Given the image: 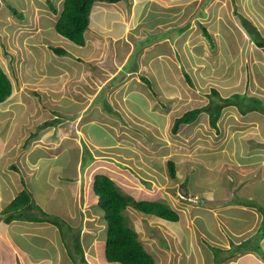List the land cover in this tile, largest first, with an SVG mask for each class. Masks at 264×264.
<instances>
[{
	"label": "crops",
	"instance_id": "obj_1",
	"mask_svg": "<svg viewBox=\"0 0 264 264\" xmlns=\"http://www.w3.org/2000/svg\"><path fill=\"white\" fill-rule=\"evenodd\" d=\"M63 1L64 0H62V3ZM127 1L129 2H126V0H100V2H95L91 14L95 13L101 15L104 19L99 20L93 25L89 22L91 33L87 34L88 29L85 31V44L90 43V45H93V51L89 54V57L86 56V59H90V61L97 60V62H101V59H104L102 63H99L100 66L107 62L106 59L109 56V49L107 52L101 50L104 43H108L106 38L109 36V38L113 37L114 39L119 38V40H124V46L121 45V53H118L117 58H109L112 62L111 64H113L110 65L113 69V81L115 80L117 73L124 71L129 60L134 55V39L141 37L140 30L141 33H143V29H146L147 32H152L154 27V30H157L158 34L162 30H166L174 35L177 32L176 30L179 29V33L174 35L175 38L173 40L169 41V36L155 39V42L152 41L150 42V45L144 46V49L139 54V58L149 56L146 60V64H143L140 67L141 73H146L147 69L148 71H151L156 59H159L160 61L163 60L161 70H165L166 72L163 73L165 76L161 74L163 81L168 80L169 78L173 79H170L168 84L164 83L162 85L163 91H169L168 98H171L173 95H179L180 83L178 82V79L180 73L184 75V79L189 86L193 85L197 90L203 89V91H205V89H210L211 91L212 88H215L222 96H230L237 92L246 93L245 91L247 89H261V87L258 86L260 84L264 85V45L260 46L257 44V39L251 35L249 29L239 18H248V24L249 22L253 23L258 29L257 33L259 31L262 38H264V0H174L173 2L175 3H173V6L170 0ZM44 2V4L47 5V8L45 9L51 12L52 9L50 4H48L47 0H44ZM141 2H143V4H141ZM52 3L57 8V5L53 0ZM61 9L57 8V13H51L58 17ZM151 12L155 14L157 22L155 25L147 27L145 18H148V13ZM114 13L117 14V16H113ZM114 21L119 22L123 27L119 31L118 36L110 34L112 29L110 28L111 23L109 24V22ZM179 25H185L187 27L181 29ZM162 26L164 29H162ZM175 26H178V29L175 28V30H172ZM204 28L209 32L211 39L205 35ZM98 31L104 33L101 42L98 40L100 39L98 34H96ZM131 31L133 32L131 33ZM173 41L186 42V45L183 46L185 47L183 52L173 53L172 44H170L172 54L170 51H156V46L158 44ZM125 42L127 43L126 46ZM153 50L154 54L148 55V51ZM114 55L115 53L112 50L111 56ZM75 59L71 58L73 61ZM180 62H182L183 65H181ZM173 64L176 65L175 71H172L171 69ZM89 65L90 66H86V69H83V66H81V71L79 73L83 75L90 74L92 77H98L101 79L99 73H97V75L91 71V68H93L92 63H89ZM62 66L63 69L58 72V75L64 79L68 73L64 69L65 66ZM188 66L192 67L189 68ZM140 69L128 70L126 75L129 77H137L139 85L144 83L148 86V83L146 82V84L144 82L142 76L138 75ZM261 75H263V77ZM92 77L91 79H93ZM61 84L62 83L58 85L59 88L57 89L48 86L42 90L48 97L43 98L46 100L49 99L51 104L55 105V108L57 109L50 107L48 110V112L54 115L47 118V120L59 117V120L55 125L52 124L42 129H38L37 126L46 122V119H44L41 124L39 123V125L32 129H26L25 131L22 123H19L18 130L15 129L17 123L20 122L18 117H20L25 110L22 106L29 104L30 101L28 99L23 101L22 98L20 99V97H16L17 92L15 91L14 83L13 92L9 99L0 103V110L5 114L4 117L0 119V213H2L20 191L27 189L32 194V199L36 204H38L44 211H47V213L50 214L48 216L51 219H59V222H61L64 228L61 230L60 226L53 221L13 219L8 225L9 228H12L13 230L11 237L5 238L6 243L4 244L0 241V264L3 260L6 261L5 263L7 264H48V260L52 262L54 261L50 264H100L98 261H100L101 256L105 254L106 241L104 240L105 238L103 239V236L95 232V222L93 218L97 216L98 211L94 210L95 202L88 196L87 186H89V181L87 180H91L92 175L84 181L83 172H81L83 164H86L83 154L87 152L86 154L92 157V160H97V162L103 160L107 162L105 166L107 170H112L117 174H121L122 170L119 169V166V168L117 167V164H121L125 157H122V153L119 154L120 150L117 151L115 148L124 147L125 149H131V145H129V143H131L130 138H134L135 132L140 133V131H144L141 129L138 131L134 129L129 130V124V126L126 125V127L122 129L125 125L124 123L128 121L129 123H134L136 127L138 126L139 128L140 125H145L144 127L147 131H150L155 123L158 125L156 126L158 128L156 130L157 132L163 128L161 127L163 124L158 118L162 120V118L167 116V113H164L165 109L163 108L165 105L160 99V94L158 95L159 100L153 102L152 100L154 99L147 97V95L142 93L143 89H137V83H135V87L133 85L130 90L119 87L120 84L114 82L109 83L111 86L113 84L111 89H114V92L120 93L121 91L126 96L129 95V98L125 99L126 102H124V105L127 107L128 111L132 113V116L128 115L129 118L127 119H119L118 116L115 117L111 120V123H114V125L110 123V118L104 116L102 112H97L98 116H95V111L90 114L92 107H89L84 101L89 92L75 87L74 98H71V96H73L71 93L68 94L65 90L62 91L64 93L60 92L62 90ZM93 84L94 85L92 86L97 88L98 83L94 81ZM127 86H129V84H127ZM146 86L144 87L147 88ZM207 86H209V88H207ZM108 87L110 88V86ZM221 87L227 88V90L230 89L231 92L224 94ZM148 88L152 87L149 85ZM101 89L102 87H100V91ZM95 94L97 93L95 92ZM137 95L144 96V99L147 101V108L144 111L134 108L133 106L136 105ZM65 96L68 97L65 98ZM103 96L105 100H108L105 95ZM9 100L11 101L9 102ZM207 101L208 99L200 105L205 104ZM168 102H170V99ZM74 104H78L77 109H75L78 111L76 114L67 109L63 110V107L68 106H70L69 109H72ZM17 106H19L20 109H16L15 107ZM38 106H41L40 101H38ZM230 107L232 106H229L228 108ZM185 110L177 116L181 115ZM229 110L230 109H227V112ZM201 114V117L204 116V118H209L206 112H202ZM244 115L246 114H241V116ZM120 116L122 117V115ZM13 117L15 118L13 119ZM117 118L118 120H116ZM246 118L248 119L246 127L234 128L232 132L242 129L240 139L247 140L243 137L245 133L243 129H247L246 131L256 138H251L247 141L251 144L252 158H260V161L254 163V166L257 168L261 167L259 171L263 172V177L257 178L256 183L253 176L251 177L252 173H246L243 169H240V171L236 170V176L237 174L240 176L235 183L238 190L234 188L235 191L238 192V196L235 201L233 200V202H231V204L235 205L237 210H239L240 222L244 220L245 213L248 216L254 214L255 218L249 221L247 226L240 223L237 228L235 222L228 219L230 214L228 210L224 208V205L228 203V198L221 196V194L213 188L200 189V194L205 196L207 207L209 208V210L206 208L205 210L208 214L211 213L219 218L217 232L225 236L224 239L216 238V240H212L208 236L209 240L212 242V248H216L218 245L223 249L221 257L223 259L222 264H237L241 257H251L254 260H257L260 264H264L263 255L259 252L255 254L252 253L256 251L257 246L255 248L253 246L251 249L237 252L236 254L226 253L227 249H229L234 243L233 241L239 240L242 236L253 237L252 240H256V242L259 241L261 249L264 252V231L262 232L264 212L250 203V201L255 198H258V201L264 202V116L257 117L256 119ZM166 119L168 118L165 117V120ZM198 120L201 121V118H198ZM61 121H64V123L60 124ZM116 121H118V123ZM66 122H69V125L71 123H76V126L67 129V127H65ZM92 125L96 127V129L91 130L90 127ZM77 134L79 140H76L75 137H73ZM108 135L114 140H106L105 137ZM67 139L74 141L73 144L76 142L74 144L75 146H73V144L69 147L63 145L64 140ZM113 146L114 148H111ZM73 147L78 150V160L76 162L74 174H72V172L66 173L63 171L66 169L63 163H55L62 154L66 153ZM161 155H165V153L163 152ZM261 158L263 160H261ZM152 160L150 159L148 163L152 169H159L162 167L163 169H160L159 171L167 172V161L165 165V162L162 160ZM86 167L91 169L92 164H86ZM150 167L149 169H151ZM231 170L233 171L235 169ZM95 171L93 172L94 174L97 173ZM103 173H107L111 176L109 172ZM36 176L37 178L39 177V179H43L48 187L51 186L50 189L46 188L48 191L44 194L46 196L43 200L40 197H37V193L40 191V188L43 187L39 185L35 188L29 187L30 182ZM52 182H54V184ZM91 187L93 191V179L91 180ZM243 193L248 195L243 196ZM50 198L53 199V201H56L55 206L52 209L53 211L47 210V205L50 204L48 202ZM96 198L98 199L97 195ZM232 199H234V196ZM31 213H36V216L40 218L44 216L36 206H34L31 211H26L27 215ZM156 219L159 220L160 217ZM4 223L6 222H0V225ZM66 226L68 227L65 228ZM71 226H74L75 228L69 230ZM76 227L81 228V242L86 258L85 262H82L80 256L72 251V249L70 250V243L72 244L73 242L72 236L78 232ZM201 234L204 237L207 236L203 231ZM19 241H23V243ZM25 242H28L29 245L31 244L35 247H42L46 253L49 251L48 257H37L36 260L30 258L27 255L28 250L22 248V245ZM101 242H103V248L99 245ZM164 244L165 245L161 247L162 252H160L162 255L160 253V255L154 254V256L156 255L158 258L163 256L160 259V264L163 262H165V264H181V258L191 260V255L195 264H205L204 256L202 257L200 254L193 252V242H190L189 244L187 243L189 251L186 252H183V242L181 241L178 243L165 242ZM50 245L53 247L52 249H50ZM189 246L192 247V250ZM5 247H7L6 250H4ZM72 253L75 254V256L77 255V257H75L76 259H73ZM50 255L52 258H50ZM156 256L155 264H157ZM1 257L5 259H2L1 261ZM41 261L44 262L42 263ZM212 261L213 263H216V260L214 261L213 259Z\"/></svg>",
	"mask_w": 264,
	"mask_h": 264
},
{
	"label": "rangeland",
	"instance_id": "obj_2",
	"mask_svg": "<svg viewBox=\"0 0 264 264\" xmlns=\"http://www.w3.org/2000/svg\"><path fill=\"white\" fill-rule=\"evenodd\" d=\"M53 1L56 3L57 8L61 9L62 0ZM170 1L173 6V3H175L173 2L174 0ZM95 2H100V0ZM126 2L129 1L126 0ZM44 3V0H0V61L3 68L9 74L15 85V91L17 92L16 97H20V99L22 98L23 101H25V99L30 101L29 104L22 106L25 110L23 111V114L18 117L20 122L17 123L15 129L18 130L21 123L23 124L25 131L26 129H32L39 125V123L41 124L44 119L48 121L47 118L54 115L48 112V110L50 107L55 108V105H52L49 99H45L48 97L47 94H44L42 90L48 86L57 89L59 88L58 85L60 83H62V90L60 92L65 90L68 94L71 93L73 95L71 98H74L75 87L89 92L84 101L88 106L92 107L90 114L95 111L96 116L97 112H102L104 116L110 118V123L111 120L117 116L119 119H127L129 118L128 115L132 116V113H130L127 107L124 105V102H126L125 99L129 98V95L126 96L121 91L120 93L114 92V89H111L113 84L112 86L109 85L110 82L120 84L119 87L128 90H130L133 85L135 87V83H137V89H143L142 93L147 95V97L154 99L152 100L153 102L159 100L158 95L160 94V99L165 105L163 108L165 109L164 113H167V116L165 117L168 118L166 120L165 117L162 118V120L158 118V120L162 122L163 126L161 127L163 128L157 132L156 130L158 128L156 126L158 125L155 123L152 129L147 131L145 130V125H140L139 128L138 126L136 127L134 123H129L126 120L127 122L124 123L125 125L122 127V129H124L126 125L129 124V130L134 129L138 131L141 129L144 131H140V133L135 132L134 138H130L131 143H129V145H131V149H125L124 147L115 148L117 151L120 150L119 154L122 153V157H125L123 158L124 163L122 162L121 164H117V167L119 166L120 168H118L122 170V172L120 171L121 174H117L112 170H107L105 168L107 162L103 160H99L98 162L97 160L94 161L92 160V157L87 155V152H85V154H83L84 161L86 164H92V167L91 169L87 168L86 164L82 166L81 172H83L84 181L90 178V175H92L93 179V172L95 170V172L98 173L109 172L116 183L121 186L123 190L132 194L135 198L158 199L161 201L166 200L171 206L179 211L180 219L176 222H170V220H165L162 218H160L162 220H157L156 218L159 217L155 215L140 214L131 207L125 210L129 225L133 226L137 230L139 233V239L149 252L160 255V252H162L161 247L165 245V242L178 243L179 241L183 242V252H186L189 251L187 248V243L189 244L190 242H193V252L200 254L202 257L204 256L205 264H222L223 259L221 257L223 254V249L218 245L216 248H212V242L209 240L208 236L212 240H216V238L224 239L225 236L217 232L219 218L211 213L208 214L205 210V208L208 210L209 208L207 207L205 196L200 194V189L213 188L218 193H220L221 196L228 198V203L224 205V208L228 210L230 214L228 219L235 222L237 228L239 227L240 223H242L244 226H247L248 222L255 218L254 214L248 216L245 213L244 220L240 222L239 210H237V207L231 204V202H233V200L235 201L238 196V192L235 191V189L238 190L235 183L240 176L238 174L236 176V170L240 171V169H243L246 173H252L251 177L253 176V179L256 183L257 178L263 177V172L259 171L261 167L257 168L254 166V163L260 161V158H252L251 144L249 141H247L248 139L256 138L247 132V129H243L245 131L243 137H245L244 139L247 140H242L240 139V133L242 129L236 130L234 132H232V130L238 127H246L248 122L246 117L256 119L257 117L264 116V111L261 113L256 110H252L246 113V115L241 116V112L238 108L234 106L230 108L227 107L224 109L223 114L218 121V129L210 125L209 118H204V116L201 117L202 114H199L196 120L189 123L188 125H181L178 132L174 134L172 132V126L174 123L173 120H175L174 118L183 110L188 109L191 106L193 107L200 105L205 100H207L209 98L208 95L210 89H205V91H203V89L197 90L193 85L189 86V84L184 79V75L180 73L178 79V82L180 83L179 95H173L171 98H168L169 91H163L162 85L164 83L168 84L171 78L164 81L162 79L161 74L166 73L165 70H161L163 60L160 61L159 59H156L151 71H148L147 69L146 73H141L140 67L143 64H146V60L149 58V56L139 58V54L144 49V46L150 45V42L152 41L155 42V39L169 36V41L173 40L175 38L174 35L179 33L178 26L172 28V30H175V28L178 29L174 35L171 34L170 31L166 30H162L158 34V31L154 30V27L152 32H147L146 29H143V33H141L140 30L141 37L134 39V55L129 60L124 71L117 73L115 80L113 81V69L112 66H110L113 64H111L112 62L109 58H117L118 53H121V45L124 46V40H119V38L114 39L113 37L109 38V36L106 38L108 43H104L101 50H103V52H107L109 49V56L106 59L107 62L104 65L100 66L99 64L102 63L104 59H101V62H97V60H87L86 56L89 57V54L93 51V45H90V43L79 45L69 40V38L61 35L55 28V20H57V16L53 15V13H51L52 11L50 12L49 10L45 9L47 8V5ZM141 4H143V2H141ZM10 6L24 10L26 15H24L22 20H19L17 15L12 13ZM114 15L117 16L115 13L113 16ZM90 18L91 25L95 24L99 20L104 19V17L95 13H92ZM239 18L243 24L246 23L243 18L248 20L246 17ZM145 19L147 27H151V25H155L157 22L153 12L148 13V18ZM110 23V28L112 29V31L109 30L111 31L110 34L113 36H118L119 31L123 28L121 26L122 24L115 21L109 22V24ZM179 26L181 29L187 27L185 25ZM162 29H164L163 26ZM132 32L133 31H131V33ZM90 33L91 30L88 28L87 34ZM250 33L253 36L251 31ZM96 34H98V37L100 38L98 40L101 42L102 38L104 37V33H102V31H98ZM170 44L173 45V53H175L183 52L185 48L183 46L186 45V42H163V44L161 43L156 46V51H170L172 54ZM52 45L64 47L68 53L65 55L57 54L53 51V49L50 48ZM126 45L127 43L125 42V46ZM112 50L115 53L114 56H111ZM153 54L154 50L148 51V55ZM71 58L76 59L73 61ZM89 63H92L93 68H91V71H93L95 74L99 73L101 75V79L98 77H92L90 74L83 75L79 73L81 71V66H83V69H86L87 65L90 66ZM180 64L183 65L182 62H180ZM62 65L65 66L64 69L68 73L64 79L58 75V72L63 69ZM175 67L176 65L173 64L171 68L172 71H175ZM135 69H140L138 75H141L144 82H147L148 84H146L148 86L150 85L152 88H148V86H146L144 83L139 85V82H137V77H129L126 75L128 70ZM261 76L263 77V75ZM91 77L93 79H91ZM94 81L98 83V86L96 84L97 88L92 86L94 85ZM127 84H129V86H127ZM108 86H110V88ZM100 87H102V92L100 91ZM258 87H261V89H247L245 92L246 94L257 96L264 100V88H262L264 85L260 84ZM207 88H209V86H207ZM221 89L224 94L231 92V90H227V88L221 87ZM95 92L97 94H95ZM103 95H105L108 100H105ZM66 97L68 96H65V98ZM136 99L137 102L135 101L136 105H133L134 108L144 111L147 108V101L144 99V96L137 95ZM169 99L170 102H168ZM37 100L41 102V106H38ZM10 101L11 100H9V102ZM108 105L112 107V111L107 109ZM69 107L70 106L63 107V110L67 109L74 112L75 114L78 112L75 110L77 109L78 104H74V109H69ZM15 108L20 109L19 106ZM227 109L230 110L227 112ZM4 115L5 114L0 110V119H2ZM120 115H122V117ZM14 118L15 117H13V119ZM118 118L116 120H118ZM198 118H201V121L198 120ZM64 121H61L60 124L64 123ZM116 122L118 123V121ZM111 124L114 125V123ZM75 126L76 123H71L69 125V122H66L65 124L67 129ZM90 129L94 130L96 127L92 125ZM73 137H75L76 140H79L78 134L74 135ZM105 139L114 140L113 138L111 139L110 135L105 137ZM73 142L74 141L67 139L64 140L63 145L69 147L73 144ZM74 144L73 146H75ZM111 148H114V146ZM77 152V148L73 147L66 153L62 154L55 161V163H63V165L66 167V169L63 171L66 173L72 172V174H74L76 162L78 160ZM163 152L165 155H161ZM126 157L129 159L127 160ZM155 158L165 162V165L168 159H173L177 168L176 176H169L167 171L168 167L166 168L167 172L159 171L160 169H163L162 167L159 169H152L148 163L150 159L156 160ZM261 160L263 159L261 158ZM149 167L151 169H149ZM231 169L235 170L232 171ZM91 180H87L89 181V186H87L88 196L91 198V200H94V210L98 211L97 216L93 218L95 222L94 228L95 232L103 236V239L105 238L104 240L106 241L108 223L105 217V211L99 205L96 194L92 191ZM52 183L54 184V182ZM37 185L43 187L40 188V191L37 193V197H40L43 200L46 196L44 194L47 193V189H50L51 186L48 187L43 179H39V177L37 178L36 176L30 182L29 187L35 188ZM247 195L248 194L243 193V196ZM194 196H197V200L193 199L195 198ZM233 196L234 199H232ZM48 202L50 203L47 205V210L49 211L54 208L56 201H53V199L50 198ZM250 203L256 208H260L262 211L264 210V202L258 201V198L252 199ZM192 219L194 220V223ZM8 225L9 223L0 225V241L2 244L6 243L5 238L11 237L13 232L12 228L10 229ZM67 227L68 226L65 228ZM71 227L72 229L75 228L74 226ZM76 228L79 229L78 227ZM202 231L207 235L206 237L201 234ZM252 239L253 237H240L239 240L233 241L234 243L229 249H227L226 253L236 254L237 252L251 249L253 246L255 248L260 244L259 241L256 242V240ZM19 242L23 243V241ZM99 245L100 247L102 246L101 248H103V242L99 243ZM189 247L192 250V247ZM22 248H24V250H28L27 255L34 260H36L37 257H48L49 251L46 253L42 247H35L31 244L29 245L28 242H25L22 245ZM52 248L53 247L50 245V249ZM6 249L7 247L4 248V250ZM252 253H258V251L256 250ZM162 257L163 256L158 258V256H156L157 264H160V259ZM50 258H52L51 255ZM2 259L5 258L1 257V261ZM213 259L214 261L216 260V263H213ZM5 262L6 261L3 260L1 264H7ZM41 262L43 263L44 261ZM53 262L48 260V264ZM98 263L120 264L119 262H109L105 254L101 256V260L98 261ZM161 264H165V262ZM181 264H195L192 255L191 260L181 258ZM237 264L260 263L251 257H241Z\"/></svg>",
	"mask_w": 264,
	"mask_h": 264
},
{
	"label": "trees",
	"instance_id": "obj_3",
	"mask_svg": "<svg viewBox=\"0 0 264 264\" xmlns=\"http://www.w3.org/2000/svg\"><path fill=\"white\" fill-rule=\"evenodd\" d=\"M96 0H64L62 9L59 12V17L55 22L56 30L63 36L69 38L71 41L84 45L85 31L89 28L90 14L94 2ZM115 1V0H108ZM54 13L58 12L52 0H47ZM13 14L17 15L19 20H22L26 13L14 6H10ZM25 13V14H24ZM246 21V27L253 33V37L257 39V44L264 45V38L261 33H257V27L252 23ZM205 35L211 39L209 32L204 28ZM54 52L60 55H65L68 51L61 46H51ZM190 80V79H189ZM13 92V83L10 76L5 71L0 63V103L9 99ZM208 101L203 105L188 108L181 115L175 118L172 132H178L179 127L184 124H189L196 120L202 112H206L209 117L210 125L218 129V121L221 118L225 108L235 106L242 114H246L252 110L263 113L264 100L257 96L248 95L246 93H234L230 96H222L220 92L212 88ZM109 111L112 107L107 106ZM98 116V114H97ZM58 118L48 120L40 125L38 128L42 129L48 125L57 124ZM84 165V164H83ZM167 171L169 176H176V163L173 159L167 161ZM93 191L98 197L99 205L105 211V217L108 223L105 256L109 262H119L120 264H155V256L149 252L139 239L137 230L129 225L125 210L131 207L144 215H155L157 217L176 222L180 219V213L177 209L171 206L166 200L158 199H137L129 192L123 190L116 181L106 173H95L93 177ZM36 206L44 216L42 218L36 216V213L26 214V211H31ZM264 212V210H263ZM46 211H44L32 199V194L23 189L18 195L7 205V207L0 213V222L9 223L13 219H30V220H47L53 221L60 229L63 230V225L58 220L51 219ZM72 230V227L69 228ZM264 231V224L262 232ZM72 236V235H71ZM73 237L72 244L70 243V250L74 251L80 256L81 261L85 262V254L81 242V228L78 229L77 234ZM256 250L264 256V252L259 244ZM75 254L72 253L73 259H76Z\"/></svg>",
	"mask_w": 264,
	"mask_h": 264
},
{
	"label": "clouds",
	"instance_id": "obj_4",
	"mask_svg": "<svg viewBox=\"0 0 264 264\" xmlns=\"http://www.w3.org/2000/svg\"><path fill=\"white\" fill-rule=\"evenodd\" d=\"M52 12H53V11H52ZM56 13H57V12H56ZM58 17H59V14H58ZM58 17H57V18H58ZM56 21H57V20H56ZM250 23H251V22H250ZM252 24H253V23H252ZM253 25H254V24H253ZM254 26H255V25H254ZM255 27H256V26H255ZM69 40H70V39H69ZM76 44H77V43H76ZM50 48H51V47H50ZM51 49H52V48H51ZM89 107H90V106H89ZM89 107H88V108H89ZM72 113H74V112H72ZM241 114H242V113H241ZM54 119H55V118H54ZM58 119H59V117H58ZM54 125H55V124H54ZM183 194H184V193H183ZM194 197H195V196H194ZM185 199H186V197H185ZM193 199H194V200H197V196H196L195 198H193Z\"/></svg>",
	"mask_w": 264,
	"mask_h": 264
}]
</instances>
